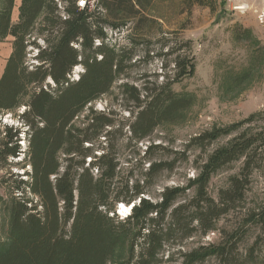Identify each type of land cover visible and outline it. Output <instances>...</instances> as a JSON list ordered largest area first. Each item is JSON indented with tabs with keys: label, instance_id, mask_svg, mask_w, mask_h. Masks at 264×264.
<instances>
[{
	"label": "trees",
	"instance_id": "trees-1",
	"mask_svg": "<svg viewBox=\"0 0 264 264\" xmlns=\"http://www.w3.org/2000/svg\"><path fill=\"white\" fill-rule=\"evenodd\" d=\"M60 1L66 19L59 16L55 0H21L18 19L12 22L15 0H0V40L13 37L0 76V110L26 107L18 115L25 130L4 125L0 132V165L21 152H25L23 167L28 165L25 178L12 173L20 178L7 206L8 236L0 248V264H163L176 261L175 253L178 264H195L225 255L224 246L214 244L168 251L196 231L212 230L229 203L242 199L249 175L264 169V132L241 130L228 145L209 153L184 186H165L157 198L147 197L160 173L173 167V161L155 157L164 146L154 143L152 133L157 126L175 121L190 105L189 98L170 88L194 70L190 58L180 59L177 54L164 64L163 68L172 67L159 86L149 87L147 82L138 86L127 80L119 85L114 100L119 98L126 109L133 106L126 146L136 149L139 142L148 141L135 161L139 177H126L117 186L115 134L122 132L123 125L115 123L114 109L96 110L91 103L109 93L116 79L128 75L126 69L133 66L132 54L117 49L106 30L119 31L140 15V0H97L92 11L78 9L76 0ZM35 29L45 37L46 47L38 52L39 64L28 69L25 41ZM95 38L99 45H94ZM173 53L169 47L163 55ZM78 62L84 72L77 81H69L67 74ZM47 78L54 86L45 82ZM31 84L36 88L29 91ZM253 118L252 114L241 122L211 128L191 137L188 144L204 150ZM21 133H26V151L18 143ZM240 158L242 179L232 178L230 187L220 190L218 201L209 197L211 174ZM187 189L193 190L191 198L175 203ZM120 203L133 204L124 217L114 213ZM248 219L264 224V206L249 212Z\"/></svg>",
	"mask_w": 264,
	"mask_h": 264
},
{
	"label": "rangeland",
	"instance_id": "rangeland-1",
	"mask_svg": "<svg viewBox=\"0 0 264 264\" xmlns=\"http://www.w3.org/2000/svg\"><path fill=\"white\" fill-rule=\"evenodd\" d=\"M140 4V15L125 22L119 31L106 30L107 37L115 42L117 49L128 50L132 54L130 63L133 66L126 69L128 75L116 79L109 93L91 105L96 110L111 107L116 112L115 123L123 125L122 132L115 134L120 166L116 183L121 186L126 177L130 180L139 177L135 161L142 156L148 140L139 142L136 149L133 145L126 146L129 136L127 123L132 120L129 110L133 106L126 109L123 101L119 98L114 100L119 93V85L127 80L138 86L146 82L149 87L153 83L159 86L172 67L163 68L164 64H169L177 54L180 59L185 56L192 60L193 72L170 86L176 95L189 98L190 105L175 121L157 126L152 133L154 143L161 142L164 146L155 153V157L173 161L172 169L163 170L146 194L155 199L165 186H184L188 178L196 175L198 166L209 153L228 145L241 130L264 132V0H140ZM95 7L96 3L93 9ZM14 9L13 18L16 19L17 11ZM36 26L38 28V24ZM33 37L35 42L44 40L46 44L45 37L36 29L26 38L31 41ZM12 41V36L0 40V76ZM169 47L174 53L163 55ZM45 82L54 86L50 78ZM28 88L32 91L36 85L31 84ZM27 99L28 95L24 102ZM25 108V105H20L11 110H0V132L4 125L22 126L18 115ZM252 114L254 118L251 121L210 142L204 150L188 144L191 137L201 132L241 122ZM22 129L25 130L26 126ZM26 139V133H21L18 143L22 151H26ZM137 149L138 153H135ZM24 154L21 152L19 157L0 165V248L7 242L9 199L17 180L26 177L23 172L28 165L23 167ZM143 165L146 166V162ZM241 167L242 158L211 174L207 184L208 196L218 201L220 190L229 188L232 178L242 179ZM12 173H18L20 177L12 176ZM192 195L193 190L187 189L175 203ZM229 204L228 211L214 222L212 230L206 234L196 231L180 244H172L168 252H176L177 249L186 252L201 245L214 244L224 246L226 254L210 256L195 264H264V224L248 219L249 212L264 206V169L249 175L242 199ZM117 206L114 212L117 216L124 217L129 213L119 214ZM177 256L176 253L173 255L176 261L163 264H178L180 259Z\"/></svg>",
	"mask_w": 264,
	"mask_h": 264
},
{
	"label": "built area",
	"instance_id": "built-area-1",
	"mask_svg": "<svg viewBox=\"0 0 264 264\" xmlns=\"http://www.w3.org/2000/svg\"><path fill=\"white\" fill-rule=\"evenodd\" d=\"M57 7H58V14L61 17V19H66L68 17L66 10H65V5L62 3L60 0H55ZM97 2V0H76L75 4L78 9H86L87 11H92L94 4ZM31 35H27L26 37H30ZM26 38V50L27 52L25 53V59H24V65L28 69H32L35 65L39 64L38 61V52L40 49H43L46 47V44L44 43V40L35 42V38L33 37L31 41H29ZM35 42V43H33ZM100 39L95 38L94 39V45H99ZM100 57V56H98ZM84 72V66L80 62L75 64L70 71V73L67 74V78L69 81H77L80 77V75Z\"/></svg>",
	"mask_w": 264,
	"mask_h": 264
},
{
	"label": "crops",
	"instance_id": "crops-1",
	"mask_svg": "<svg viewBox=\"0 0 264 264\" xmlns=\"http://www.w3.org/2000/svg\"><path fill=\"white\" fill-rule=\"evenodd\" d=\"M16 1H17V3H16V7H15V4H14L13 9L16 8L17 15H16V19H14V18H13V15H14V13H15V9H14V10L12 9V14H11V20H12V22H16L17 19H18V6H19L21 0H15V2H16ZM13 19H14V20H13ZM10 52H11V50H10L9 53L6 55V57H5V62H6L7 57L9 56Z\"/></svg>",
	"mask_w": 264,
	"mask_h": 264
},
{
	"label": "bare ground",
	"instance_id": "bare-ground-1",
	"mask_svg": "<svg viewBox=\"0 0 264 264\" xmlns=\"http://www.w3.org/2000/svg\"><path fill=\"white\" fill-rule=\"evenodd\" d=\"M129 206L123 204V203H120L119 206L117 207L118 210H119V214L120 213H128L129 210L131 209L130 207L128 208Z\"/></svg>",
	"mask_w": 264,
	"mask_h": 264
},
{
	"label": "water",
	"instance_id": "water-1",
	"mask_svg": "<svg viewBox=\"0 0 264 264\" xmlns=\"http://www.w3.org/2000/svg\"><path fill=\"white\" fill-rule=\"evenodd\" d=\"M132 205H133V204L130 205V208H131ZM118 206H119V204H118ZM118 206H117V207H118Z\"/></svg>",
	"mask_w": 264,
	"mask_h": 264
}]
</instances>
